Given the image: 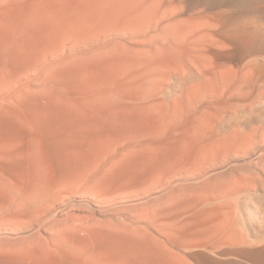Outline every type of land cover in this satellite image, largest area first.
<instances>
[{"label":"rangeland","instance_id":"obj_1","mask_svg":"<svg viewBox=\"0 0 264 264\" xmlns=\"http://www.w3.org/2000/svg\"><path fill=\"white\" fill-rule=\"evenodd\" d=\"M152 1L0 0V264H163L164 247L174 264L264 261V103L241 114L254 76L188 96L175 72V43L221 40L233 9ZM191 13L211 26L188 40L170 23ZM204 39L213 62L232 55Z\"/></svg>","mask_w":264,"mask_h":264},{"label":"bare ground","instance_id":"obj_2","mask_svg":"<svg viewBox=\"0 0 264 264\" xmlns=\"http://www.w3.org/2000/svg\"><path fill=\"white\" fill-rule=\"evenodd\" d=\"M152 1V0H151ZM154 1V0H153ZM152 1V2H153ZM161 1V0H160ZM163 1V0H162ZM166 0H164L163 2L164 3H166L165 2ZM174 1V0H173ZM173 1H172V4H171V7H172V5L174 4V6H175V4L176 3H173ZM176 1V0H175ZM174 1V2H175ZM177 1H181V0H177ZM176 1V2H177ZM205 1H208V0H205ZM209 1H212V0H209ZM224 1V0H223ZM263 0H227L226 1V3H225V5L226 6H228V7H230V8H232L233 10L229 13L231 16H230V18H228V19H230L229 21L227 20V22H229L228 24H227V26H225V30H222L221 32H219V33H217V35H220V39L221 40H218V39H216V38H214L215 36H214V34H212L211 32H212V30H210L211 32H207L208 31V29H205V30H207L206 32L204 31V30H202V29H200V31H198V32H196V29H198V27L199 28H203V27H200V26H204V28H206L207 26H211L210 24H208V23H206L204 20H206V19H202V21H201V19H199L200 18V16H198L199 15V13L197 12V13H195L194 15H197L199 18H196L192 13L190 14L191 15V17H189V18H183L184 20H178V22L176 21V23H170V26H168V27H170L172 30H177V29H179L181 32H182V36H183V32H184V34L185 35H187L188 36V40L190 39V37H191V39H192V36H191V34L192 33H194V32H196L197 34H198V36L199 37H196L197 36V34H193L194 35V37L196 38L195 40H190V41H188V44L189 45H185V46H180L181 44L178 42H176V40L173 42V43H175V45L174 46H177L176 47V49L180 52L179 54H178V56H177V54L176 53H174V51L176 50H173L172 51V47L173 46H170L169 48L171 49V51H168V50H170V49H168V48H166L167 49V52L168 53H166L165 52V54H169V52H170V54L172 55L173 53L174 54H176V55H174L175 57H177L179 60L180 59H184V65L183 64H181L180 66H177V67H179V68H175V72H176V74H177V71H181L182 73H183V75H186V74H188V75H190L189 76V79H187V82L185 83V82H182L183 84H188L189 86H188V89H186V95H188L189 96V94L191 95L192 93H193V95H194V93L195 92H197V91H199L200 93H202L200 90H203V91H205V89L206 88H208V86L209 85H212V86H215L214 87V89L217 87V89H218V87L219 86H221L220 84H222V82H224V80H227L228 81V79L229 80H231L234 76H239V75H242V76H244V77H249V76H254L253 77V79H254V85H253V87H252V89L250 90V92H249V94H248V92H247V95L244 97L245 99H244V101L247 103V105L246 106H248L247 108L245 107V108H243V109H241V114L243 115V114H245V117L246 118H248V119H252L253 117H255V116H259V114H257V113H255V112H253V110H254V105L255 106H257V104H263L264 103V8H259V6L260 5H258V6H253L255 3H257V2H262ZM157 2V4H159V6H160V2H159V0L157 1V0H155L152 4H151V6L150 7H153L154 5V9L156 8V6H157V4H154V3H156ZM159 2V3H158ZM184 2V1H183ZM192 2H193V0H192ZM219 2V1H218ZM142 3H144V2H142ZM187 3V2H186ZM194 3V2H193ZM196 3V2H195ZM194 3V4H195ZM207 2H205V4H206ZM141 4V3H140ZM169 4V3H168ZM168 4H164V5H162V6H168ZM180 4H182V2H180ZM184 4V3H183ZM182 4V6H184ZM188 4V3H187ZM192 4V3H191ZM190 4V5H191ZM197 4V3H196ZM208 4V3H207ZM206 4V5H207ZM259 4V3H258ZM148 5V4H147ZM153 5V6H152ZM170 5V4H169ZM208 5H210V3L208 4ZM212 5H213V3H212ZM224 5V6H225ZM256 5V4H255ZM144 6V5H143ZM162 6H161V9H162ZM173 6V7H174ZM177 6V5H176ZM189 6V5H188ZM193 6V5H192ZM197 6H199V5H197ZM149 7V8H150ZM170 6L168 7V10H167V8L165 7L164 9L165 10H167V16L165 15L164 17H170V14H168V11L169 10H172V9H174V8H171ZM180 7H181V5H180ZM194 7V6H193ZM192 7V8H193ZM254 7H258V8H254ZM262 7V6H261ZM142 8V7H141ZM171 8V9H170ZM182 8V10H183V7H181ZM185 8H188V7H186L185 6ZM185 8H184V11H185ZM145 9V8H144ZM151 9V8H150ZM153 9V8H152ZM179 8H177L176 10H178ZM156 10V9H155ZM175 10V11H176ZM192 10H195V9H192ZM162 11V10H161ZM172 11H174V10H172ZM170 12L169 11V13H173V15L175 14L176 15V13H178V12ZM163 12H165V11H163ZM163 12H161V13H163ZM160 13V12H159ZM181 13H182V11H181ZM164 14V13H163ZM163 14H162V16H163ZM157 16L159 15V14H156ZM192 15L194 16V17H192ZM201 15V14H200ZM177 16H179V15H176V17ZM229 16V15H228ZM227 16V17H228ZM188 17V16H187ZM203 17V16H202ZM201 17V18H202ZM171 18V17H170ZM170 18H169V20H170ZM180 18V17H179ZM204 18V17H203ZM176 19V18H175ZM178 19V18H177ZM165 20V19H164ZM166 21H167V19H166ZM202 23H201V22ZM208 21V20H207ZM223 21V20H222ZM226 21V20H225ZM169 22V21H168ZM203 22L204 23H206V24H203ZM199 23L201 24V25H199ZM208 24V25H207ZM169 25V24H168ZM199 25V26H198ZM206 25V26H205ZM218 25V24H217ZM216 24H215V26H217ZM220 25V24H219ZM215 26H213L214 27V29H216L215 28ZM224 26V25H223ZM212 27V28H213ZM170 28H168V29H170ZM208 28V27H207ZM209 28H211V27H209ZM211 28V29H212ZM224 28V27H223ZM167 29V30H168ZM169 31H171V30H169ZM168 31V32H169ZM178 31V30H177ZM172 32V34H173V31H171ZM175 32L176 31H174V34H175ZM170 33V32H169ZM211 33V34H210ZM190 36V37H189ZM207 36L209 37V39L211 38L212 39V43H214V44H216V45H218L219 47H221V48H228V52H229V50H230V48H231V50L233 51L231 54V56L230 57H227V58H225V59H223V60H221V57L223 56V55H225L223 52H225L226 50H220V52L221 51H223V52H221V53H223V55L220 53V52H218V54L221 56V57H219L220 59H218V61L217 62H213V60H212V58H210V56H212V55H210V56H208L207 55V53H205V51H204V49H203V47H199V45L201 46V45H206V42L205 41H203L202 39H204V38H207ZM208 39V40H209ZM210 39V40H211ZM205 40V39H204ZM207 40V41H208ZM200 42H204L205 44H199ZM211 43V44H212ZM177 44H179V45H177ZM207 44H209V43H207ZM228 44H230L229 46H228ZM164 46H166L165 44H163V47ZM169 46V44L167 45V47ZM199 47V48H198ZM210 47V48H209ZM208 49H210L211 50V48H212V45H208V47H207ZM137 49H139V48H137ZM162 49V48H161ZM166 49L164 48V50L166 51ZM174 49V48H173ZM163 50V49H162ZM201 50H202V52L204 51V54L202 53V55L201 54H199V51H200V53H201ZM231 50H230V52H231ZM158 51V50H157ZM160 51V50H159ZM197 51V54H199L198 56H197V58L195 59L194 57H193V55H194V53ZM209 51V50H208ZM173 52V53H172ZM206 52H207V50H206ZM215 51L213 50V53H214ZM227 52V53H228ZM139 53H141V52H139ZM152 52H150V54H151ZM158 53V52H157ZM161 53V52H160ZM163 53V52H162ZM161 53V54H162ZM226 53V52H225ZM217 55V54H216ZM193 57L194 59H195V61H197L199 58H201L202 57V61L201 62H199V63H195V62H191V63H187L188 62V59L190 58V57ZM226 56V55H225ZM224 57V56H223ZM218 58V57H217ZM206 59H209L208 61H211L212 60V62H208ZM206 60V61H205ZM192 61H193V59H192ZM183 65V66H182ZM173 69V68H172ZM179 74V73H178ZM194 74H196V75H198L197 77H195V78H193L192 77V75H194ZM182 75V74H181ZM249 79H250V77H249ZM249 81V80H248ZM252 81V80H251ZM245 83V82H244ZM225 84V83H224ZM251 84H253V83H251ZM222 87V86H221ZM213 87H211L210 89H212ZM213 89V90H214ZM198 92V93H199ZM221 92V91H220ZM199 93V94H200ZM216 94V93H215ZM187 96V97H188ZM236 96V95H235ZM177 100V99H176ZM236 101V100H235ZM163 103H165V102H163ZM222 104V103H221ZM219 105V104H218ZM223 105H225V106H223V107H225V108H227V106H232L231 104H229V103H227V102H224V104ZM264 105V104H263ZM214 106V105H213ZM260 106V105H259ZM218 107V106H217ZM216 107V108H217ZM223 107H220V105H219V108H218V113H217V117H218V119H220V117H221V114L220 113H222V111H224L225 109H223L222 110V108ZM250 107H252L251 109H250ZM228 109V108H227ZM232 109V108H231ZM220 110V111H219ZM222 110V111H221ZM252 110V111H251ZM207 112V111H206ZM232 114H233V112H231ZM223 114V113H222ZM226 114V113H225ZM240 114V115H241ZM241 115V116H242ZM232 117V116H231ZM233 118H236V116H234V117H232V120H234ZM217 119V120H218ZM231 119V118H230ZM257 119H260L259 121V125H260V127L258 128V129H254L253 127H252V129L253 130H255V131H251V132H253V135L254 134H256L255 136H258V133H259V135H263L264 136V120H262L260 117H258ZM218 122V121H217ZM230 122H235V121H230ZM237 123V122H236ZM215 124V123H214ZM228 124V123H227ZM238 124V123H237ZM240 124V123H239ZM246 123H244V125H245ZM231 125V124H230ZM250 124L249 123H247L244 127H243V129H245V130H248V126H249ZM209 127V126H208ZM216 127V126H215ZM213 128V127H212ZM218 128V127H217ZM237 128H240L238 125H231V127H230V129L229 130H227V131H225V129H223V131H225V132H228L229 134H230V136H226V137H224V138H222V136H221V139L219 138V139H217V138H215L216 136H219L220 134H221V132H219V130L218 131H216L217 133L213 136L212 134L209 136V134H208V136L206 135L205 137H204V140L206 141V144H204V145H202V149L205 151L206 149H207V147H209L210 148V146H212L213 147V142H215V141H217L218 142V144L220 143L219 141H222V143L224 142H226L227 140L229 141V140H231L232 138H233V136L235 137V135L236 134H239V130L237 129ZM242 130V129H241ZM251 130V129H250ZM213 131V130H212ZM204 132V131H203ZM227 133V134H228ZM244 133H245V131H244ZM243 133V134H244ZM250 133V132H249ZM252 134H250V136H251ZM246 136V135H245ZM250 136H247L246 137V141L247 140H250L251 139V137ZM249 137H250V139H249ZM259 137V136H258ZM252 138H254V137H252ZM262 138V137H261ZM234 139V138H233ZM245 139V138H244ZM242 140V139H241ZM203 141V140H202ZM237 141V140H236ZM245 142V141H244ZM233 143V142H232ZM217 144V143H216ZM215 144V145H216ZM253 144V143H252ZM257 144H258V142H257ZM234 145V144H233ZM252 146V145H251ZM255 147V146H254ZM258 173H259V171H258ZM209 186V185H208ZM263 186H264V183H263ZM264 188V187H263ZM232 200V199H231ZM230 200V201H231ZM233 203V202H232ZM263 204V205H262ZM262 207H263V209H262V217H263V219L262 218H260V220L262 219L263 221H262V225H263V227L261 226L260 227V231L263 233L262 235H259L260 237H262V238H264V202H262ZM260 205V206H261ZM223 206V205H222ZM229 206H231V205H229ZM259 209V208H258ZM260 210V209H259ZM257 215H260V214H257ZM259 218V217H258ZM257 221V220H256ZM251 222V221H250ZM258 228V227H257ZM255 232H256V230H255ZM254 232V233H255ZM259 232V231H258ZM260 233V232H259ZM259 236H257V237H259ZM258 240V239H257ZM264 240V239H263ZM194 241V240H193ZM242 241H244V242H242V243H245L246 244V242H245V240H243L242 239ZM240 242V241H239ZM257 241H255V243H256ZM196 243V242H195ZM260 243H262L261 241H260ZM193 245V244H192ZM163 246V245H162ZM167 247V246H166ZM161 248V247H160ZM193 248V247H192ZM154 249V248H153ZM186 249V248H185ZM171 251V250H170ZM169 251V248H165L164 247V249L162 250V254H163V257H165L164 259V261L166 262L167 260H169V262L168 263H173V260L172 261H170V259H168L169 257H171V259L173 258V259H176L177 257H176V255L175 254H173V252L171 253ZM244 252V251H243ZM256 252V251H255ZM261 252V251H260ZM250 253V252H249ZM234 254V253H233ZM251 254V253H250ZM165 255V256H164ZM249 255V254H248ZM252 255V254H251ZM254 255H256V256H254ZM253 256H251V261L253 262V263H255V264H261L262 262H264V261H261V258L260 257H258L257 256V254H254ZM264 255V254H263ZM179 256V255H178ZM241 256V255H240ZM243 256H244V254H243ZM246 256V255H245ZM167 257V258H166ZM180 257V256H179ZM248 257H250V256H248ZM262 257V256H261ZM181 258H183V257H181ZM247 258V257H246ZM263 259V258H262ZM179 260V259H178ZM184 260V259H183ZM183 260H181V261H183ZM249 260V261H250ZM161 261H163L162 260V258H161ZM176 261L177 260H175L174 262L176 263ZM165 262H163V264H165ZM174 264V263H173ZM177 264H179V262H177ZM180 264H182V263H180ZM216 264H235V263H216Z\"/></svg>","mask_w":264,"mask_h":264}]
</instances>
